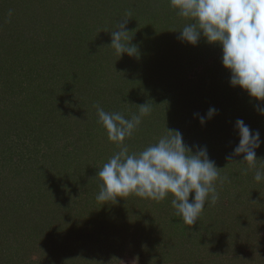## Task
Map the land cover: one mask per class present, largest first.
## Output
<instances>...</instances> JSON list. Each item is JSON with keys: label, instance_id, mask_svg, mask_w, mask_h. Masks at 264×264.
I'll return each instance as SVG.
<instances>
[{"label": "rangeland", "instance_id": "rangeland-1", "mask_svg": "<svg viewBox=\"0 0 264 264\" xmlns=\"http://www.w3.org/2000/svg\"><path fill=\"white\" fill-rule=\"evenodd\" d=\"M11 1L25 2L0 0V5L7 6ZM36 1L31 0V12L16 10L11 16L13 23L8 20L4 25L5 29L0 27L3 54L8 51L4 43L10 47V40L23 29L24 25L20 26L18 23L25 19L24 13L31 15V22H40L39 16H33L36 11L41 10L38 9L41 5ZM78 1L87 12L81 14L83 18L84 15H89V11H97L100 5L110 8L123 3L122 0ZM153 1L169 5V0ZM142 7L143 5L135 7L139 16L146 15L145 8ZM59 8L54 9V12H49L47 8L49 15L46 13L44 16L68 19V11L60 12ZM74 9L77 10V6ZM172 15V19L177 21L175 13ZM170 16V11L168 15L155 13L151 17L148 14L144 20L151 19L152 22L145 28L152 25L156 31L160 29L164 32L170 24ZM162 20L166 22L161 23ZM44 29L45 26L41 33L36 31L34 37H42ZM69 29L72 32L74 30L71 25ZM7 32L9 34L6 36ZM22 32L25 37L33 36L30 32L27 34L26 30ZM11 42L17 43L14 40ZM193 48L194 57L184 70L188 77L194 75L200 66L221 57L219 46L209 44L203 37ZM181 51L182 55L186 54L183 49ZM57 52L53 47L52 50L47 48L45 52L42 51L43 58L34 64V69L30 67V60H21L16 53L15 64L10 58H0V68L5 66L7 71L0 69V196L4 192L6 196L11 192L7 196L11 203L2 207L3 204H0V229L7 228L5 223L1 224V215L6 208L14 213L24 212V236L29 237L24 242V253L20 260L25 264H133V261L135 264H264V200H260L258 204L255 202L260 198L257 196L258 188L261 195H264V186L253 181L246 194L241 191L242 183H238L237 178L238 172H242L243 166L239 162L243 160V154L232 155L239 143L235 124L224 117L222 125L227 129L207 127L208 131L204 132L212 139L217 137L216 134L224 136L223 133L231 130L232 135L226 138V142L219 141L208 154L211 158L213 155L217 156L215 166L220 169V176L226 179L223 183H217V202L214 205L206 203L205 210L193 225H185L176 214V209L171 204V195L160 202L136 196L118 198L115 204L98 201L96 197L102 183L98 176L100 166L107 163L120 148L109 141L106 130L99 122L97 105L106 112L116 110L123 114L124 110L129 113V99L132 97L127 86L130 83L121 82L120 85L124 86L112 90L106 72L107 76L102 74L103 77L97 79V84L90 87L88 94L89 90L84 92L83 87H78L80 84L74 76L68 86L77 88L74 93L69 94L71 92L64 90L65 71L60 65L72 72L70 57L67 55L63 60L64 56L60 58L59 52L55 55ZM180 55L177 58L183 57ZM81 72L82 77L87 75L86 68ZM26 99L29 101L27 104L24 102ZM113 100L117 103L113 104ZM166 105L169 103L164 104ZM247 105L253 113L242 120L253 132L258 131L261 140H264V115L258 111L259 108H264V101L251 98ZM22 110L27 116L20 121L17 118ZM161 110L158 116L148 118L149 124L140 131L141 136L134 131L125 139L124 144L130 153H138L156 143L167 134L166 130L179 131L184 144L192 150H195L194 146H198L194 143V121L201 125L199 118L192 116L188 119L189 115H186L181 120L168 119L167 111L165 112L167 108ZM24 122L28 125L38 123L41 129L34 130L43 137H28L29 130ZM26 136L27 143L23 142ZM211 143L210 141L207 145ZM262 152L264 143L256 149V157L258 154L264 156ZM20 155L30 157L29 167L36 166L39 169L40 179L30 178L29 176H34L31 171L23 172L24 163L18 160ZM233 162H236V166ZM14 170H18L19 174ZM18 189H21L20 193L13 192ZM192 195L194 194H190V200ZM28 198L35 200L33 210L22 206V201H29ZM237 230L240 232L238 236ZM7 233L11 235V231ZM250 241L251 244H246ZM2 246L0 243V248Z\"/></svg>", "mask_w": 264, "mask_h": 264}, {"label": "trees", "instance_id": "trees-1", "mask_svg": "<svg viewBox=\"0 0 264 264\" xmlns=\"http://www.w3.org/2000/svg\"><path fill=\"white\" fill-rule=\"evenodd\" d=\"M122 1L123 3L116 7L112 6L110 8H104L103 5H100L97 11H94L93 13L89 11V15H84L83 18L81 14H84L86 10L78 0H37L36 3L40 4L42 8L38 7V9L41 10L36 11L33 16H39L38 18H41L39 19L40 22L37 20L31 22V15L24 13L26 17L22 20L23 23H18L20 26L23 24L24 27L19 31V34L16 36L14 35V39L12 38V40L17 43H12V40H10V47L4 43V46L7 47L5 49L8 50L5 54H3L4 48H2L3 43L1 42V37L0 58L4 57L6 60H8L7 58H10V61L13 60L12 62L15 64L14 62H16L18 56L21 60H30L32 62L30 67L32 66V69H34V64L43 58L41 57L42 51L45 52V49L47 48H51V50L52 47L56 48L60 54V58L64 56L63 60L66 59L67 55L70 57V67L73 68L72 72H70L68 68H65L66 66L60 65V68H63L65 71V81L63 85L68 89L64 90L66 92H71L69 94L74 93L77 88L71 85L68 86V84L72 82L74 76L80 84L78 87H83V89H85L84 92L89 90L88 94L90 92V87H94V83L97 84V79H100L101 76L103 77L106 72H108V79H110L112 90L120 89L124 86L123 84L120 85V83L128 81L130 85L127 86V90L130 91L132 97L129 99L130 109L128 108L129 113L123 110V114H121L126 116L127 119H131L133 115L139 114V106L147 104L150 108L149 114L142 117L140 125L134 130L140 136V131L144 130V126L149 124L148 118L152 115L158 116V113L160 111L162 112L161 109L163 108H167L165 112L167 111L166 116L168 119L176 118L177 120H181L182 118L185 119L186 115H189V117H187L188 119L192 116H196L197 119L198 116L194 114L204 116L209 108H215L217 113L211 119L207 120L205 125H197L196 121H194V127L196 128L194 143L198 146L206 147L207 153L209 154L214 150V147L219 141L226 142V138L231 137L232 130L223 133L224 136L216 134L217 137L213 136L216 138L212 139L204 133L205 130H207V127H215V130L225 129L226 126L224 124L222 125L224 117H228L232 124H235L237 120H242L245 117L249 118L250 113H253V110L249 109L247 102L250 101L251 98L246 91L239 87L230 86V73L223 68L221 57H216L210 64L204 65L203 67L200 66V69L195 72L194 75L188 77L187 71L184 70L186 69V65L187 67L190 65V61H192L191 59H193L195 54V49L192 45L178 39V36L180 35L178 31H181L185 24L190 23L191 21L187 18L178 16L176 10L170 8V3L167 6V4L164 3L156 4L153 0ZM14 3H17L15 4L16 6ZM14 3L11 1L7 6L0 5V27H3L4 29V25L7 24L8 20H11L13 23L14 19L12 20L11 16L15 14L16 10H27L28 13L32 11L30 6L32 4L31 0H25V2L16 1ZM142 5V8H145L144 12H146V15L149 14L151 17L155 13L168 15L170 11L171 16L168 18L170 20L168 29L164 32L160 31V29L156 31L152 25L149 28H145V26L151 24L152 20H144L146 15L139 16L135 7ZM45 6L47 7L44 8ZM75 6L78 8L77 10L74 9ZM58 7H60V12L68 11L69 14L66 16L68 19L65 17L53 19L44 16L46 13L49 15L48 10L49 12H54V9ZM129 13L131 14L129 15ZM173 13L177 16L174 17L177 18V21L172 19ZM77 16L78 19L82 18V20H78ZM121 20H128L126 30L129 31V38L133 36L130 43L137 47L139 53L138 57H130L127 54H122L119 58L115 53V50L109 46L111 43V32L115 30L118 22H123ZM19 21L20 20H17V22ZM163 22L166 21L162 20L161 23ZM15 24L17 25V23ZM79 24H81V26H79L80 28L78 27ZM70 25L73 26V32L69 29ZM43 26H45V29L43 30L42 37H34L36 31L41 33ZM23 30H26L27 34L30 32L33 36L25 37L22 32ZM8 34L9 32H7L6 36ZM45 46L48 47L45 48ZM181 49L186 53L185 55H182ZM58 52L55 53V55H57ZM14 53H16L17 56ZM179 54L183 57L177 58V55ZM26 56L28 57L26 58ZM66 61H68V59ZM75 67L78 69H75ZM9 68L12 67L9 66ZM85 68L87 75L82 77L81 71ZM0 69L3 72H7L5 66H2ZM75 74L80 76L77 77ZM105 76H107V74ZM115 81L118 84L114 83ZM96 91L98 92L99 90L97 89ZM29 93L30 91L28 94ZM96 97H98V95ZM35 99H37V97ZM91 99L94 100L93 98ZM24 102L27 104L29 101L26 99ZM245 102L246 105L244 104ZM112 103L114 104L117 102L113 100ZM165 103H169V105L164 106ZM120 108H122V104L120 105ZM24 110L18 115L17 119L20 121L27 116V113H25ZM23 124H25V127L29 130L28 137H43H41L40 132H35L34 130L36 128L41 129L38 123L33 122V125H28L24 122ZM26 137H24L25 139L23 142L27 143L28 137ZM210 141L212 143L208 146L207 144ZM261 141L263 144L264 140ZM194 147L195 150H193V152L197 150L196 146ZM262 154H264V152H262ZM212 157L213 158L209 157L212 161L218 159L215 155ZM257 159H260L257 161V167L264 168V156L258 154ZM18 160L19 162L24 163V167H22L23 172L24 170H28L34 174L33 177L29 176L30 178H41V173L36 166L32 168L29 167L30 164L28 162L30 161V157L20 155ZM233 164L236 166V162H233ZM244 164L245 163L243 162L240 165L243 167L242 172H238L237 179L239 181L237 182L242 183L241 191L246 194L251 187L249 186L251 182L254 181L255 184H257V181L254 179L255 170H246L247 165ZM94 167L97 168V166ZM100 167L102 168L103 165ZM12 169L14 168L12 167ZM14 171L17 172L18 170ZM15 172H13V174H16ZM4 173L5 172H3V174ZM13 174L12 179L14 176ZM17 174L19 173L17 172ZM259 183L261 186H264V180ZM256 187L258 186L256 185ZM13 192L20 193L21 189ZM8 193L7 196L10 195L11 192ZM7 196L6 192L0 196V204H3L1 207L7 206L11 203L7 199ZM257 196L260 197L258 201H255L258 204L260 203V200H264L262 199L264 198V195H261L260 188H258ZM28 200L29 201H22V206L23 208L33 210L35 207H33L32 204L35 203V200L34 198H28ZM23 215L24 212L19 211L14 213L8 211L7 208L4 211V214L1 215V224L5 223L7 228L0 229V243L3 245L0 248V264H25L24 261L20 259L24 253V242L28 239L29 235L24 236L26 231L23 222L26 218H23ZM6 231H11V235ZM238 232L239 230H237V236L240 233ZM247 242L246 244L252 243L251 241L249 243ZM14 254H16V256H13ZM28 263L30 264V262Z\"/></svg>", "mask_w": 264, "mask_h": 264}, {"label": "clouds", "instance_id": "clouds-1", "mask_svg": "<svg viewBox=\"0 0 264 264\" xmlns=\"http://www.w3.org/2000/svg\"><path fill=\"white\" fill-rule=\"evenodd\" d=\"M180 17L187 18L178 39L195 46L203 37L209 44L221 49V63L230 73V86L239 87L250 98L264 101V0H169ZM131 13H129L130 15ZM111 32L110 47L120 58L122 54L138 57V49L130 42L126 30L128 20H121ZM258 111L264 115V108ZM147 104L139 106V114L131 119L119 112H106L97 105L99 122L109 141L120 150L99 170L101 180L98 201L112 204L118 198L136 196L160 202L171 195V204L185 225H193L205 210L206 203L219 199L217 183L220 176L207 153L206 147L196 151L186 146L179 131L166 130L165 135L142 151L130 153L124 144L148 115ZM217 110L209 108L199 116L201 125L211 119ZM239 143L232 155L243 154L246 170H255L254 179L264 180V168L257 167L256 149L262 143L260 133L253 132L243 120L235 122ZM231 157H229L230 159ZM190 194L192 198L190 200ZM105 204V203H104ZM135 264V261H133Z\"/></svg>", "mask_w": 264, "mask_h": 264}]
</instances>
